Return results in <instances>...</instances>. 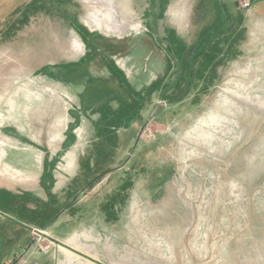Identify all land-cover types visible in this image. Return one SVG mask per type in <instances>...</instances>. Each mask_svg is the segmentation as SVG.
I'll list each match as a JSON object with an SVG mask.
<instances>
[{
    "label": "rangeland",
    "instance_id": "1",
    "mask_svg": "<svg viewBox=\"0 0 264 264\" xmlns=\"http://www.w3.org/2000/svg\"><path fill=\"white\" fill-rule=\"evenodd\" d=\"M116 4L0 0V264H264V0Z\"/></svg>",
    "mask_w": 264,
    "mask_h": 264
},
{
    "label": "bare ground",
    "instance_id": "2",
    "mask_svg": "<svg viewBox=\"0 0 264 264\" xmlns=\"http://www.w3.org/2000/svg\"><path fill=\"white\" fill-rule=\"evenodd\" d=\"M103 5V8L105 10V12L103 13L101 10H92L93 13V20L96 23H99V25L103 26L104 28H110L111 27V22L112 20L115 18V15L118 13V6L116 3L119 4V2H121V0H95V3L100 2ZM126 7L124 5V7H122V10H120V14L122 15V21L121 23H116L115 27L116 29L119 27H124L128 25V21H126V19L128 18L129 20V16L128 13L125 12ZM102 12V16H99Z\"/></svg>",
    "mask_w": 264,
    "mask_h": 264
},
{
    "label": "flooded vegetation",
    "instance_id": "3",
    "mask_svg": "<svg viewBox=\"0 0 264 264\" xmlns=\"http://www.w3.org/2000/svg\"><path fill=\"white\" fill-rule=\"evenodd\" d=\"M83 39H84V48L86 49V51H85V53H84V55L83 56H81L80 57V59H79V61L78 62H76V64H78L79 62H81V60L82 59H84L85 57H87V56H89V55H91L92 54V51L93 50H91V47L93 46V39H92V37H91V35H84L83 34ZM91 37V38H90ZM93 42V43H92ZM114 49V48H113ZM95 58L96 57H93V61L95 60ZM93 63V62H92ZM100 63H102L103 64V62H100ZM104 65V64H103ZM116 69H118V71H120L121 69L120 68H117L116 67ZM112 77V76H111Z\"/></svg>",
    "mask_w": 264,
    "mask_h": 264
},
{
    "label": "crops",
    "instance_id": "4",
    "mask_svg": "<svg viewBox=\"0 0 264 264\" xmlns=\"http://www.w3.org/2000/svg\"><path fill=\"white\" fill-rule=\"evenodd\" d=\"M83 27H84V26H83ZM72 31L75 33V35H80L79 33L76 34V33H77L76 30L72 29ZM84 33H85V32H84ZM76 37L79 39L80 43H82V44L84 45V39H83L84 36H83V35H80V38H79L78 36H76ZM81 37H82V38H81ZM79 41L76 40V42H78V45H79ZM79 46H80V45H79ZM79 59H80V58H78V59H76V60H72V63H76V62H78ZM72 63H70V64H72ZM115 171H116V170H115ZM20 258H21V257L16 258L15 255H13V257H12L10 260H11V261H13V260H15V261H16V260L19 261ZM10 260H9V261H10ZM9 261L7 262L8 264H9ZM11 261H10V262H11Z\"/></svg>",
    "mask_w": 264,
    "mask_h": 264
},
{
    "label": "water",
    "instance_id": "5",
    "mask_svg": "<svg viewBox=\"0 0 264 264\" xmlns=\"http://www.w3.org/2000/svg\"><path fill=\"white\" fill-rule=\"evenodd\" d=\"M138 138H139V137H138ZM138 138H137V139H138ZM115 169L117 170V169H118V167H117V168H115Z\"/></svg>",
    "mask_w": 264,
    "mask_h": 264
},
{
    "label": "built area",
    "instance_id": "6",
    "mask_svg": "<svg viewBox=\"0 0 264 264\" xmlns=\"http://www.w3.org/2000/svg\"><path fill=\"white\" fill-rule=\"evenodd\" d=\"M35 234V232H33ZM38 235V234H37Z\"/></svg>",
    "mask_w": 264,
    "mask_h": 264
}]
</instances>
